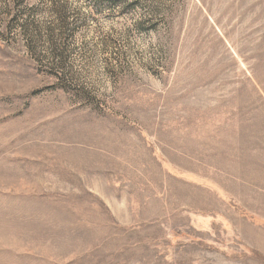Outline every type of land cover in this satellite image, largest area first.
<instances>
[{"label":"rangeland","instance_id":"rangeland-1","mask_svg":"<svg viewBox=\"0 0 264 264\" xmlns=\"http://www.w3.org/2000/svg\"><path fill=\"white\" fill-rule=\"evenodd\" d=\"M0 264H264V0H0Z\"/></svg>","mask_w":264,"mask_h":264}]
</instances>
